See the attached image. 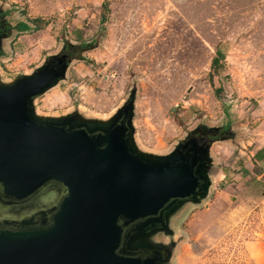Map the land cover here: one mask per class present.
<instances>
[{"label":"rangeland","instance_id":"obj_1","mask_svg":"<svg viewBox=\"0 0 264 264\" xmlns=\"http://www.w3.org/2000/svg\"><path fill=\"white\" fill-rule=\"evenodd\" d=\"M0 13L2 85L72 59L34 100L37 119L108 125L130 106L145 157L212 143L206 194L134 249L161 247L165 264H264V0H0Z\"/></svg>","mask_w":264,"mask_h":264},{"label":"water","instance_id":"obj_2","mask_svg":"<svg viewBox=\"0 0 264 264\" xmlns=\"http://www.w3.org/2000/svg\"><path fill=\"white\" fill-rule=\"evenodd\" d=\"M71 60L0 83V189L22 201L55 183L64 188L47 218L0 221V264H153L136 257L132 242L206 194L212 143L198 157L187 152L190 142L170 158L145 157L135 149L130 106L108 125L37 119L34 100Z\"/></svg>","mask_w":264,"mask_h":264},{"label":"flooded vegetation","instance_id":"obj_3","mask_svg":"<svg viewBox=\"0 0 264 264\" xmlns=\"http://www.w3.org/2000/svg\"><path fill=\"white\" fill-rule=\"evenodd\" d=\"M1 14V13H0ZM2 18L0 17V20ZM2 21V20H1ZM0 21V22H1ZM12 31L9 27L1 30V35L4 39L11 37ZM67 57H63L60 59H66ZM206 140V138H205ZM207 141V140H206ZM191 143L190 148L187 152L192 154L195 153L196 157L199 156V147L202 146L203 140L193 139L189 141ZM204 144V142H203ZM47 190V192H46ZM64 191V188L57 183L47 186L46 188L41 189L35 195L22 200L17 201L14 198L7 197L4 195L3 190L0 189V208L4 209L0 212V221H21L26 219H33L34 221H39L43 218H47L50 216V210L55 206L54 202L48 206H44L42 198L40 197L41 192H44V198H49L51 195L57 196V191ZM54 197V198H55ZM45 202V201H44ZM122 224H126L122 222ZM137 223L129 224V226L125 229L126 232L130 231L132 227L137 225ZM136 257L140 258L143 261H152L153 264H165L167 259V251L165 249L160 248H145L139 247L133 251Z\"/></svg>","mask_w":264,"mask_h":264},{"label":"trees","instance_id":"obj_4","mask_svg":"<svg viewBox=\"0 0 264 264\" xmlns=\"http://www.w3.org/2000/svg\"><path fill=\"white\" fill-rule=\"evenodd\" d=\"M23 28H24V30L27 31L29 27H27L26 25H23ZM222 57H223V55L221 53H218V57L213 60L214 69H216L219 66L220 61H221L220 58H222ZM219 137L220 136H218V135H216L215 137H211V141L210 142L219 141V139H218Z\"/></svg>","mask_w":264,"mask_h":264}]
</instances>
